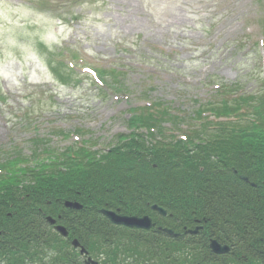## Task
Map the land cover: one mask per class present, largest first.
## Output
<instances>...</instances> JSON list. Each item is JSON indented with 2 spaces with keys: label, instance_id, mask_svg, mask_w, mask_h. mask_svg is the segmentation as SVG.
<instances>
[{
  "label": "trees",
  "instance_id": "16d2710c",
  "mask_svg": "<svg viewBox=\"0 0 264 264\" xmlns=\"http://www.w3.org/2000/svg\"><path fill=\"white\" fill-rule=\"evenodd\" d=\"M257 47L253 58L261 63ZM64 65L74 80L78 71ZM95 69L108 84L123 73ZM179 118L152 102L133 109L130 131L107 149L69 146L57 158L0 176V264H87L88 256L97 264H264V88L201 106L181 137L166 126ZM103 208L149 214L156 224H115ZM213 238L230 250L215 253Z\"/></svg>",
  "mask_w": 264,
  "mask_h": 264
},
{
  "label": "rangeland",
  "instance_id": "374dc122",
  "mask_svg": "<svg viewBox=\"0 0 264 264\" xmlns=\"http://www.w3.org/2000/svg\"><path fill=\"white\" fill-rule=\"evenodd\" d=\"M263 21L264 0H0V174L107 149L152 102L181 137L201 106L264 88ZM92 67L123 73L108 84Z\"/></svg>",
  "mask_w": 264,
  "mask_h": 264
},
{
  "label": "water",
  "instance_id": "95a60500",
  "mask_svg": "<svg viewBox=\"0 0 264 264\" xmlns=\"http://www.w3.org/2000/svg\"><path fill=\"white\" fill-rule=\"evenodd\" d=\"M66 205L67 206H74L76 208H80L81 204L79 202H73V201H66ZM152 208L154 210L159 211L162 215H166L167 214V210L158 205V204H153ZM102 212L115 224H119V225H125L127 227H132V228H143V229H151L154 225L155 222L153 221L152 216L145 214V215H130V214H123L120 213L116 210L113 209H106L103 208ZM47 220L51 223V224H55V228L56 230L62 235V236H68L69 231L67 229V227L63 224H56V218L52 217V216H48ZM160 229H163L165 232L169 233V234H174V235H178L179 233H176L173 229L168 228V227H160ZM198 228L196 229H191L190 232H197ZM73 245L75 247H79L81 246L80 242L78 239H73L72 241ZM210 247L211 249L215 252V253H225L228 252L230 250V246L227 244H222L221 242H219L217 239L213 238L211 240L210 243ZM81 253H87V249L83 246H81L80 249ZM86 263L87 264H97L98 261L93 259L91 256H89L86 259Z\"/></svg>",
  "mask_w": 264,
  "mask_h": 264
}]
</instances>
